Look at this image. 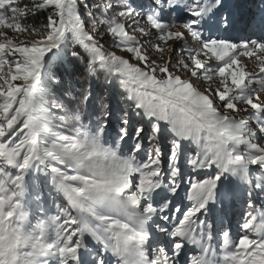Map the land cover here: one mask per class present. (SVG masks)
Returning <instances> with one entry per match:
<instances>
[{"label": "snow or ice", "instance_id": "6c2138e0", "mask_svg": "<svg viewBox=\"0 0 264 264\" xmlns=\"http://www.w3.org/2000/svg\"><path fill=\"white\" fill-rule=\"evenodd\" d=\"M223 8V0H151L147 11L131 0H0V264H180L185 242L200 249L186 264H264V206L249 199L258 215L244 217L235 239L222 231L218 258L213 225L200 219L228 195L221 192L225 174L251 184L255 166V187L264 192V101L255 87L264 92V42L204 37L195 26L233 27ZM177 11L189 17L179 27L164 18ZM43 13L39 27L22 23ZM69 42L74 60L87 58V77L101 70L104 84L127 93L128 107L114 113L105 95L93 97L91 83L75 88L70 80L64 88L51 65ZM149 49L160 58L167 51L168 59H151ZM241 56L254 58L259 74L247 71ZM181 69L204 82V91L176 74ZM133 115L151 126L147 149ZM244 115L256 118L255 128L237 119ZM162 133L173 137L167 177ZM181 155L193 172L218 171L189 181L191 207L173 213L166 193L178 194ZM33 181H42L50 197L37 211L25 203ZM155 217L174 222L165 228ZM153 227L169 237V248L152 247Z\"/></svg>", "mask_w": 264, "mask_h": 264}, {"label": "rangeland", "instance_id": "374dc122", "mask_svg": "<svg viewBox=\"0 0 264 264\" xmlns=\"http://www.w3.org/2000/svg\"><path fill=\"white\" fill-rule=\"evenodd\" d=\"M204 2V0H202ZM137 5H134L137 9V11L144 10L147 11L151 0H138ZM224 8L221 9L220 15H228L229 13L233 17L234 24L233 27L230 28L228 31H224L223 26H221L219 29H217L214 22L212 24H203V26H195L197 30L201 31L202 35L204 37H213V38H220V39H231L232 42L237 44L247 43L251 40H257L260 42H264V31H262L260 27V18L262 15V10H264V2L262 0H223ZM81 11L83 12V7L81 6ZM165 20L169 21H175L177 23V26L179 27L184 21H186L189 17L188 14L182 11H177L174 13H165ZM143 23V21H142ZM8 31V30H5ZM154 31V30H153ZM129 33L131 35H136L139 38V33L132 32L129 30ZM9 36H14V34L11 31H8ZM18 39H34L33 36H25L20 35L17 37ZM172 43V42H169ZM191 40L189 38V44H191ZM56 50L54 49L53 52ZM117 51V50H115ZM117 54L123 55L128 58L127 53H121L120 51H117ZM149 54L151 59H156L159 63H163L168 59V52L165 51L163 58H160L159 54L149 49ZM49 56L52 55V53L48 54ZM128 55V56H127ZM177 58V55L175 53L172 54V60L175 62ZM241 63L245 65V68L247 71L252 73L259 74V69L257 67V62L254 58H249L247 56H241L240 57ZM135 62V61H133ZM175 72L174 69H170ZM101 71V70H100ZM102 72V71H101ZM103 73V72H102ZM176 74L181 75L183 79H190L194 86L199 88L201 91H204V89L207 87V85L202 82L201 80L191 77L188 73L184 72L183 69H181L179 72H176ZM257 92L260 96L261 101H264V92L259 90V85H255ZM115 91L114 93L119 94L122 96L124 93H122L123 89H121L119 86L114 87ZM128 106V104H127ZM243 107V105H241ZM119 109V108H117ZM116 109V110H117ZM139 121H136V115H133L132 121L133 124H137V126H143L144 133H146L145 137L143 138V145L144 148L147 149L148 147V136L151 135V128L150 124L147 122V118H141L138 116ZM246 119L249 120L250 125H252L255 128L256 118L254 116L250 115H244L242 117L238 116L237 119ZM163 124V122H161ZM113 127L115 126V121L113 122ZM111 130V129H110ZM143 133V134H144ZM171 133L161 134L159 137V143L161 145L162 149V171L164 172L165 177H167V156L170 150V141H171ZM133 141H128V144H132ZM195 148V145L192 146ZM188 155L193 154L192 152H188ZM138 158H144L146 159V156L144 154H141V157ZM181 169H182V175L177 177V183L180 184V187L177 190L176 195H173L171 193H166L170 198V207L172 209V212L175 213L177 208H180L182 210H186L188 207H191V202L187 199V192L190 188L189 181L192 180H201V179H207V176L204 175V173L211 172L213 175H215L216 170L214 167L211 169H203V170H197L196 172H193L188 168L185 164V158L184 155H181L180 160L178 161ZM260 170L257 169L255 166H253V172L250 177L252 183L251 184H245L241 181V179L238 176H232L225 174V177H222L221 180V192H228L227 196H222L220 202H217L215 206L213 207V210L211 213L200 215V219H206L208 223H211L213 225V240H212V246L215 251L216 257L218 258L220 256V245L223 243L222 239V231L228 230L231 232L233 239L236 238L237 233L240 231L239 224L243 222V219L246 215L251 213L248 218H251L252 216H257L258 213L254 210L248 207V201L251 198L252 202L254 203L256 208H260L261 206H264V192H261L259 189L255 187V177L259 175ZM34 184L37 185L35 192H29V197L26 198V207L30 210L37 211L36 204L39 203L42 207H47L46 201L50 198L49 192L47 191L48 188L44 185L41 186L37 181H33ZM165 183H167V180H165ZM38 188H41L42 190H38ZM157 192H160L158 189ZM249 193H251V197L249 196ZM163 194V193H162ZM39 195L40 200L36 201L35 196ZM157 200H159V197H157ZM156 206V205H154ZM178 214V213H177ZM154 219L157 220L158 223H160L163 227L167 228L169 227L174 221L168 220L164 221L159 219V217H155ZM33 222H35L33 220ZM206 231V230H205ZM152 232L154 233V237L152 240V247H165L169 248V237L165 235L164 233H156L155 228L153 227ZM199 234V230L197 232ZM95 246V242L91 241L90 238H88V248L91 250ZM84 251L83 249L81 250ZM200 254V249L193 244H189L185 242V248L183 250V254L180 256V264H186L187 261L191 259L193 255ZM106 259H109V257H105ZM83 259L85 261H88L91 259V256L85 254L83 256ZM110 264H115L114 260H111Z\"/></svg>", "mask_w": 264, "mask_h": 264}, {"label": "trees", "instance_id": "16d2710c", "mask_svg": "<svg viewBox=\"0 0 264 264\" xmlns=\"http://www.w3.org/2000/svg\"><path fill=\"white\" fill-rule=\"evenodd\" d=\"M91 2V0H89ZM138 0H131L132 5H137ZM47 13L39 14L37 16H29L27 19H24L22 21L23 24L29 25V26H35L39 27L42 23L46 22L45 17ZM85 23L87 25V28L90 32H94L96 29L93 28L91 19L85 16ZM102 31V29H100ZM107 40V37L105 38V41ZM105 41H102L105 42ZM105 47L107 50H117L118 49H112L110 48L106 43ZM73 46L69 42L68 50L67 52H61L59 59H54L52 65H51V71L56 74L58 78H61L64 82V88H68L70 86V80L73 81L72 86L75 88L80 87H86L89 83H91L93 97H96L98 95H105L106 96V102L109 103L111 109L113 112H116V109H123L127 106V102L125 100V97L127 96V93L123 90L122 93H124L122 96H120L117 93H114L116 86L118 84L113 83L112 85H106L104 84V73H102L99 69H97V74L92 77H87V58L84 57L83 59H77L74 60V58L71 56V50ZM121 52V51H120ZM125 53V52H123ZM129 55V54H128ZM56 92V90H53ZM95 103V100H93L89 105V111L92 110V105ZM99 113L97 112V115ZM140 118L136 116V121H139ZM114 121H112L113 124ZM85 123H88V119L85 118ZM134 126H137V124H133ZM151 128V126H150ZM146 133L143 134V138L145 137ZM171 136V140H172ZM143 141V140H142ZM48 191V190H47Z\"/></svg>", "mask_w": 264, "mask_h": 264}, {"label": "bare ground", "instance_id": "6f19581e", "mask_svg": "<svg viewBox=\"0 0 264 264\" xmlns=\"http://www.w3.org/2000/svg\"><path fill=\"white\" fill-rule=\"evenodd\" d=\"M209 24H212V22L211 21H209ZM128 56V55H127ZM125 58H127V57H125Z\"/></svg>", "mask_w": 264, "mask_h": 264}]
</instances>
